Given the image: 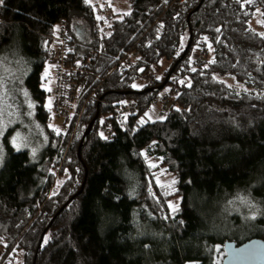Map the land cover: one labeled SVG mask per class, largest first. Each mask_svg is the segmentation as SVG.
I'll list each match as a JSON object with an SVG mask.
<instances>
[{
	"label": "trees",
	"instance_id": "1",
	"mask_svg": "<svg viewBox=\"0 0 264 264\" xmlns=\"http://www.w3.org/2000/svg\"><path fill=\"white\" fill-rule=\"evenodd\" d=\"M128 1L103 34L88 0L0 3V55L20 47L49 135L37 156L8 146L0 165V264H217L225 241L264 239V30L250 26L257 11L264 23V0ZM63 26L70 63L95 55L75 79L76 108L91 94L106 103L87 101L72 139L76 117L57 131L46 107L45 67ZM168 84V110L151 119ZM129 102L136 113L105 139L102 118ZM161 170L172 183L158 182Z\"/></svg>",
	"mask_w": 264,
	"mask_h": 264
},
{
	"label": "rangeland",
	"instance_id": "2",
	"mask_svg": "<svg viewBox=\"0 0 264 264\" xmlns=\"http://www.w3.org/2000/svg\"><path fill=\"white\" fill-rule=\"evenodd\" d=\"M88 2L95 5L96 7L97 15L102 22L100 24L102 34L104 33V29L110 21L111 15L118 14L122 16L130 10V4L128 0H88ZM70 26L77 37L83 42H88L91 40V27L88 25V23H86L85 20L75 19L73 22H71ZM250 26L258 30H264V23L261 21L259 11L254 14L252 20L250 21ZM197 54L198 51L194 55ZM20 57V47H12L0 55V97H2V99H0V165L6 156L8 146L13 148L14 151L27 149L31 155L37 156L45 147L49 139L47 127L35 117L36 101L31 97L25 83H23L24 79L22 74L24 68ZM135 58L136 56L134 55L131 60H134ZM165 68V62H163L161 69L155 68L150 71L149 74L145 75L142 79L140 87H143L146 84L151 85L152 81L154 80L153 78L155 76L156 78H160L162 71ZM56 72L57 71L53 68V66L47 65L45 67V74L47 73L46 88L50 89L49 91L51 93L55 91L56 87ZM220 79L232 87L239 89L244 87L243 84L239 83L233 77L226 76L220 77ZM168 87L169 89L170 87L173 88V84H168ZM25 92L28 93L27 96H25ZM166 94L167 92L164 91L162 96ZM91 95H93V97ZM91 95V97L89 96L88 99L85 100L80 110L78 107L75 109V106L78 102L76 100L73 102L75 114H71L70 116L72 117L73 115L76 117V123L72 131L71 139L75 135L79 126V121L87 101H95L99 105L104 106L106 104L103 103L104 100L97 98L96 95ZM53 98L54 93L49 97L48 103L46 104V107L49 110V124L56 128L57 131H62L65 118L63 116L61 117L60 114H57V111L51 106V104L49 106V101H53ZM30 104L32 105L31 107ZM162 109L163 106H155L150 114V118L155 119L159 118L160 116H164V113L162 114L161 112ZM167 110L168 109H166L165 112H167ZM74 111L72 113H74ZM14 139L16 140V143L20 145L19 150L13 144ZM57 176L58 175H56V185L54 186V189L59 187L61 181ZM172 180V177L164 170L160 171V178L158 181L160 184L168 185L172 183ZM178 204L179 201L177 199L173 200L171 202V208L176 209ZM222 252L223 254L221 256V260L217 264H222L223 258L225 257L224 250ZM1 257L2 255L0 252V260Z\"/></svg>",
	"mask_w": 264,
	"mask_h": 264
},
{
	"label": "built area",
	"instance_id": "3",
	"mask_svg": "<svg viewBox=\"0 0 264 264\" xmlns=\"http://www.w3.org/2000/svg\"><path fill=\"white\" fill-rule=\"evenodd\" d=\"M65 33V27L63 26L54 37L55 46L50 49V54L47 59V65L53 66L57 71V82L55 91H53L54 100L51 101V106L57 111V114H60L61 117L63 116L64 118L69 117L71 114H75L73 102L74 100H77L78 89L75 79L82 77L87 73L91 59L95 58V55H92L91 58L87 60L85 59L84 61L75 64L70 63L64 42ZM129 60V56L126 55V57L120 61L119 66L122 68L126 67L130 64ZM192 60L196 64H200L203 62L204 57L197 54L192 56ZM165 91L169 93V87H167ZM91 96L93 97V95ZM170 102V98L167 95H164L156 99L154 103L157 106H163V109L161 110L163 114ZM73 111L74 113H72ZM135 113L136 106L133 102L114 106V111L105 115L101 120L99 132L105 139H110L113 134L114 126L123 128L126 120Z\"/></svg>",
	"mask_w": 264,
	"mask_h": 264
},
{
	"label": "water",
	"instance_id": "4",
	"mask_svg": "<svg viewBox=\"0 0 264 264\" xmlns=\"http://www.w3.org/2000/svg\"><path fill=\"white\" fill-rule=\"evenodd\" d=\"M203 1L204 0L201 1L200 5ZM199 6L196 8L195 12L198 11ZM188 49L189 45L182 58L185 57ZM98 117L99 112L96 119ZM91 124H93V122ZM41 244L42 239L40 241V245ZM223 247L225 257L223 258L222 264H264V239L262 238H252L242 244H237L235 241L228 240L224 242Z\"/></svg>",
	"mask_w": 264,
	"mask_h": 264
},
{
	"label": "snow or ice",
	"instance_id": "5",
	"mask_svg": "<svg viewBox=\"0 0 264 264\" xmlns=\"http://www.w3.org/2000/svg\"><path fill=\"white\" fill-rule=\"evenodd\" d=\"M86 2H87V0H86ZM0 3H3V0H0ZM45 75H47V73H46ZM46 90H50V89H46ZM27 95H28V93L25 92V96H27ZM0 99H2V97H0ZM50 104H51V101H49V106H50ZM31 106H32V105L30 104V107H31ZM13 144H14V146H16L17 149L19 150L20 145H18V144L16 143V140H15V139L13 140ZM173 210H175V209H173ZM252 218L254 219L255 217H252Z\"/></svg>",
	"mask_w": 264,
	"mask_h": 264
},
{
	"label": "bare ground",
	"instance_id": "6",
	"mask_svg": "<svg viewBox=\"0 0 264 264\" xmlns=\"http://www.w3.org/2000/svg\"><path fill=\"white\" fill-rule=\"evenodd\" d=\"M126 104V103H125Z\"/></svg>",
	"mask_w": 264,
	"mask_h": 264
}]
</instances>
